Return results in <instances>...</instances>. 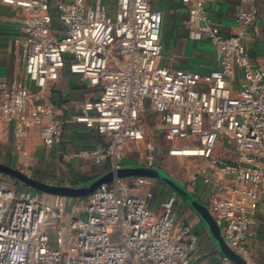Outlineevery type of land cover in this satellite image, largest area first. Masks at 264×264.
<instances>
[{
    "label": "built area",
    "instance_id": "2783aa9c",
    "mask_svg": "<svg viewBox=\"0 0 264 264\" xmlns=\"http://www.w3.org/2000/svg\"><path fill=\"white\" fill-rule=\"evenodd\" d=\"M181 1L189 39L210 42L218 68L162 65L164 15L149 0H114L113 10L107 0H11L23 14L17 45L24 71L0 81V116L19 154L33 130L46 150L55 148L64 125L45 92L66 65L101 86L81 116L99 143L71 158L116 172L126 146L145 141L153 112L165 141L177 145L174 153L205 159L208 169L210 162L205 204L229 248L250 263L248 242L264 198V65L251 61L243 31L221 32L205 0ZM241 2L249 7L237 21L250 24L255 0ZM221 141L235 161L215 154ZM152 186L148 177L116 179L63 209L28 187L0 184V264H193L199 236L178 218L176 196L156 208Z\"/></svg>",
    "mask_w": 264,
    "mask_h": 264
},
{
    "label": "crops",
    "instance_id": "0c3cea01",
    "mask_svg": "<svg viewBox=\"0 0 264 264\" xmlns=\"http://www.w3.org/2000/svg\"><path fill=\"white\" fill-rule=\"evenodd\" d=\"M149 1L153 8L161 10L164 15L163 54L160 62L162 65L198 72H206L219 67L215 50L210 42H194L189 39L187 29L188 9L181 0ZM205 5L222 33L236 36L239 32H244L242 40L251 61L255 65H264V0H255L256 18L250 24L237 21L239 13L249 7L241 0H205ZM22 16V12L13 9L11 0L0 1V81H9L14 77L23 75L24 65L17 45ZM45 93L46 100L55 108L56 117L64 125L62 141L52 149L55 150L53 157H62L68 163L69 161H77L78 159L71 158L74 152L93 147L100 140V136L81 121V116L82 104L85 101L96 100L101 93V86L92 80L73 75L65 65L56 76L51 78ZM0 118L3 121L1 116ZM3 123L12 133L11 127L4 121ZM34 145H37L39 150L43 147L37 130L31 132L27 140V150L33 151L35 149ZM36 153L37 157L42 156L41 153ZM215 154L228 161H235L236 159L232 146H227L223 141L217 145ZM79 161L95 164L91 160ZM211 173L212 169L209 162V169L207 167V170L203 172V176L207 174L210 176ZM200 183L192 192L205 204L208 188L203 182ZM48 184L73 187L68 182L54 183V181H50ZM152 189L155 191V198L152 201V203L155 202V205L157 198L161 202L168 196H176L173 190L166 186L163 188L158 182L153 181ZM212 191L213 188L209 186V195ZM176 198L178 218L186 220L199 236V242L192 254L193 263L233 264L218 249L210 231L207 230L203 220L195 210L180 196H176ZM253 231L254 237L248 242L252 255L249 264H264V198L259 203Z\"/></svg>",
    "mask_w": 264,
    "mask_h": 264
},
{
    "label": "rangeland",
    "instance_id": "374dc122",
    "mask_svg": "<svg viewBox=\"0 0 264 264\" xmlns=\"http://www.w3.org/2000/svg\"><path fill=\"white\" fill-rule=\"evenodd\" d=\"M107 2L110 9L113 10L114 0H107ZM145 127L147 131L145 141L130 143L126 146L125 156L122 161L123 168L144 166L160 168L166 170L189 190L194 191L195 187L203 180V172L207 170L208 162L202 158H186L174 153L173 151L177 145L165 141L160 118L151 111L146 115ZM34 147L35 149L31 152L26 149L24 154H19L18 151H15L12 133L5 127L0 118V163L2 164L20 170L30 177L39 179V181L47 183L50 181H54V183L68 182L73 187L77 186L78 188L90 187L107 169V164L99 165L90 162L85 163L84 161L80 162L79 160L69 161L68 163L62 157H53L55 150H46L44 147L39 150L37 145H34ZM151 147L154 150H151ZM36 152L38 154L41 153L42 156L37 157ZM150 179L160 183L163 188L165 186L169 187L159 179ZM0 184L24 188V185L15 179L1 173ZM154 189L156 190V188ZM174 193L179 196L177 192ZM44 196L55 204L60 205L63 209H67L70 205L81 204L85 199L65 198L48 194H44ZM159 203L160 200L157 198L156 208ZM206 207L209 210L207 205ZM204 224L206 226V223Z\"/></svg>",
    "mask_w": 264,
    "mask_h": 264
},
{
    "label": "water",
    "instance_id": "95a60500",
    "mask_svg": "<svg viewBox=\"0 0 264 264\" xmlns=\"http://www.w3.org/2000/svg\"><path fill=\"white\" fill-rule=\"evenodd\" d=\"M0 173L9 176L25 187L31 190L65 198H86L94 193L101 185L113 182L116 179H126L130 177H148L155 178L165 182L173 192H177L178 195L189 204L200 218L206 223L208 230L210 231L215 244L221 251L223 256L231 261L233 264H249L246 260L238 256L233 252L227 243L225 242L221 230L216 224L210 211L207 209L199 198H197L192 191H190L185 185L181 184L174 177H172L166 170L155 167H131L123 168L119 171H110L100 178H98L90 187H67L57 186L41 182L33 177L28 176L26 173L20 170L14 169L11 166L0 163Z\"/></svg>",
    "mask_w": 264,
    "mask_h": 264
},
{
    "label": "trees",
    "instance_id": "16d2710c",
    "mask_svg": "<svg viewBox=\"0 0 264 264\" xmlns=\"http://www.w3.org/2000/svg\"><path fill=\"white\" fill-rule=\"evenodd\" d=\"M110 168H109V166L107 165V169H106V171L104 172V173H108V172H110Z\"/></svg>",
    "mask_w": 264,
    "mask_h": 264
}]
</instances>
